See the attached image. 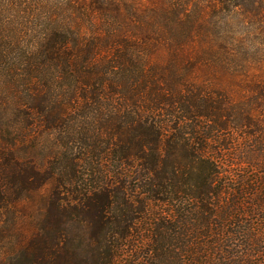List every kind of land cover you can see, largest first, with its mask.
I'll list each match as a JSON object with an SVG mask.
<instances>
[{"label":"trees","instance_id":"1","mask_svg":"<svg viewBox=\"0 0 264 264\" xmlns=\"http://www.w3.org/2000/svg\"><path fill=\"white\" fill-rule=\"evenodd\" d=\"M0 264H264V0H0Z\"/></svg>","mask_w":264,"mask_h":264},{"label":"rangeland","instance_id":"2","mask_svg":"<svg viewBox=\"0 0 264 264\" xmlns=\"http://www.w3.org/2000/svg\"><path fill=\"white\" fill-rule=\"evenodd\" d=\"M145 1L148 3H152V1H154V0H145Z\"/></svg>","mask_w":264,"mask_h":264}]
</instances>
